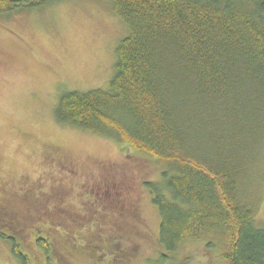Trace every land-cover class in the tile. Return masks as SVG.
Segmentation results:
<instances>
[{
    "label": "trees",
    "instance_id": "trees-1",
    "mask_svg": "<svg viewBox=\"0 0 264 264\" xmlns=\"http://www.w3.org/2000/svg\"><path fill=\"white\" fill-rule=\"evenodd\" d=\"M56 1L0 0V15ZM108 2L127 30L109 88L64 92L55 120L162 167L161 181L144 186L165 254L203 242L220 264H264V229L254 224L264 173L257 199L244 191L264 149V0ZM16 242L9 237L14 259L32 264ZM34 242L58 255L53 240Z\"/></svg>",
    "mask_w": 264,
    "mask_h": 264
},
{
    "label": "rangeland",
    "instance_id": "rangeland-1",
    "mask_svg": "<svg viewBox=\"0 0 264 264\" xmlns=\"http://www.w3.org/2000/svg\"><path fill=\"white\" fill-rule=\"evenodd\" d=\"M126 34L108 0H57L0 15V264H19L12 236L32 264H220L203 242L171 255L159 245L160 218L144 185L160 182L162 167L55 120L64 92L109 88ZM250 170L249 201L260 194L252 191L264 149ZM263 194L254 223L261 229ZM38 237L53 240L58 255L45 257Z\"/></svg>",
    "mask_w": 264,
    "mask_h": 264
}]
</instances>
